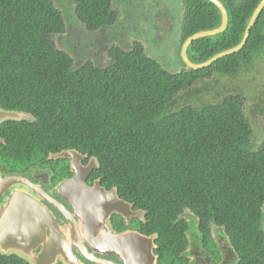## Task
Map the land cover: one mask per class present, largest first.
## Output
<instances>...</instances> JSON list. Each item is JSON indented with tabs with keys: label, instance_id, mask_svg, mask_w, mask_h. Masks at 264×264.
Listing matches in <instances>:
<instances>
[{
	"label": "trees",
	"instance_id": "trees-1",
	"mask_svg": "<svg viewBox=\"0 0 264 264\" xmlns=\"http://www.w3.org/2000/svg\"><path fill=\"white\" fill-rule=\"evenodd\" d=\"M219 1L228 28L194 41L193 63L237 46L261 2ZM116 2L0 0V110L31 117L0 123V165L20 168L76 150L97 160L101 184L146 211L158 246L172 253L181 247L188 224L179 216L189 209L205 240L212 227L223 228L239 264H264V121L258 137L245 112L248 101L222 81L256 71L264 8L240 52L201 70L180 58L173 71L141 43H116ZM183 3L180 51L188 37L221 24L210 1ZM72 27L79 36L67 41ZM86 40L100 58H79ZM197 94L201 101L193 100ZM0 264L25 262L0 253Z\"/></svg>",
	"mask_w": 264,
	"mask_h": 264
},
{
	"label": "flooded vegetation",
	"instance_id": "flooded-vegetation-1",
	"mask_svg": "<svg viewBox=\"0 0 264 264\" xmlns=\"http://www.w3.org/2000/svg\"><path fill=\"white\" fill-rule=\"evenodd\" d=\"M133 1L135 2L133 3L135 15L143 16L141 22L148 20L147 16H154L153 28L158 31V26H160L159 32L166 29V21L171 20L166 11L158 12V6H162L159 2L153 0L152 8L157 13L151 14L145 4L141 5L138 0ZM181 1L183 3V0ZM130 3L129 0L122 5L123 10L121 11L124 13V17L118 18V25L114 27V30L127 28L128 31H125V34L130 36L129 40L131 41L132 34L136 37L137 35L135 34L136 29L134 31L128 25L131 14L127 13V9H129ZM117 12L119 14V11ZM184 17L185 6L183 3L181 24ZM171 27L170 29H172ZM114 33L118 40L120 33ZM132 44L131 46H134L137 43L133 42ZM144 50L148 54L146 47ZM156 61L163 67L166 66L162 61L157 59ZM60 154H65V151L50 154L44 161H28L26 166L20 168L12 166L13 169H9L0 165V184L5 179L12 177L18 180L10 183L11 186L0 195V214L11 211L9 217L14 220L13 226L17 224V227H21V235L31 237L28 231L37 230L36 236H39L41 240L32 250V255L39 256L44 250V245L41 243L43 234L40 231L45 227L44 244L55 251L64 252L67 256L73 252L76 259H71L73 262L67 263L60 253L56 259H51L52 264H239L224 229L212 227L210 237L205 240L199 219L189 209L179 216V220L188 224L187 230L183 231L185 239L183 238L180 242L181 247L172 253L167 251L164 246H158L156 243L158 235L156 233L148 234L146 211L136 208L133 203L125 200L126 204L130 206L129 208L121 206L123 212H120L119 207L115 206L116 195L119 194L114 193L113 190L116 188H108L101 184V178L95 176L97 169L91 166L94 158L79 154L82 173L84 170L85 172L88 170L89 174L86 179L88 187L86 190L82 188L85 185L81 186L74 182L77 174L73 170L72 159L64 156L58 157ZM97 190L98 192L95 194L91 192ZM91 193L99 195V200L95 202L90 199L89 194ZM78 194L86 200L79 198ZM27 198L32 201V208L29 210L21 205H14L17 203L15 201L24 202L27 201ZM130 234L140 235L147 239L152 238L151 244L143 246L142 249L145 252L142 250L137 258L130 255L131 247L135 243L132 242L128 245L125 240L120 239L126 235L131 237ZM50 239L52 241H49ZM82 249L92 254L98 263L88 259ZM4 253L8 257L18 256L25 264H35L30 256L17 249L10 248Z\"/></svg>",
	"mask_w": 264,
	"mask_h": 264
},
{
	"label": "rangeland",
	"instance_id": "rangeland-1",
	"mask_svg": "<svg viewBox=\"0 0 264 264\" xmlns=\"http://www.w3.org/2000/svg\"><path fill=\"white\" fill-rule=\"evenodd\" d=\"M129 2V0H117L115 6L116 10L119 11V18L122 19L124 17V13L121 11L123 10L122 5L126 2ZM122 2V3H121ZM129 9H127V13L131 14L130 21L128 22V25L131 26L134 31L136 29L135 34L137 37L132 34L131 41L129 40V35L125 34V31H128L126 29H118L116 32L120 33L118 35V43H122L124 45H128L131 47L133 45V42L141 43L144 47L147 48V53L150 57L153 59H157L158 61H162L166 66L165 68L168 70L177 71L180 69V58L181 53L179 50V44L182 39V17H183V3L181 0H155V2H159L162 6H158V12H164L166 11V14L168 15V18L171 21H166V29L164 31H160L161 28L158 26V31H156L153 28L152 23H155L154 16H147L148 20L143 21V16L135 15L134 9H133V3H135L133 0H130ZM138 2L141 5L145 4V7L148 9V11H151L152 13H157V11L152 8L153 0H138ZM121 3V4H120ZM60 7L64 8L65 10L68 8L71 10L70 5L68 4H62ZM172 26V27H171ZM170 27L172 29H170ZM73 29V36H72V30L71 33L68 34V38H66L67 41H72L78 38V31L74 27ZM130 30V29H129ZM67 37V36H66ZM87 42L82 43V51L83 54H81V58L83 61L87 59H97L102 56L101 52L93 51L91 49V46L93 44L90 40H86ZM126 42V43H125ZM128 43V44H127ZM76 45H80V43H77ZM86 45L89 47V50L87 49ZM87 52V53H86ZM182 59V58H181ZM223 83H230V88H234L235 85L237 87L236 91L240 94H242L245 98L246 109L245 112L247 114V117L249 121L251 122L252 126L257 129L256 133L259 136H262V125L264 121V54L257 62L256 71L254 74H247V76L242 79L239 78L237 80L233 79H223ZM202 90L199 91L200 94H202ZM197 94V96L193 97V100L201 101V95ZM262 94L263 96H259L260 100H254L253 99L259 95ZM191 97V96H190ZM186 100L185 94L184 97H180L179 101L180 103L184 102ZM259 143V140L257 139L252 140V144ZM224 245H226L225 242H223Z\"/></svg>",
	"mask_w": 264,
	"mask_h": 264
},
{
	"label": "water",
	"instance_id": "water-1",
	"mask_svg": "<svg viewBox=\"0 0 264 264\" xmlns=\"http://www.w3.org/2000/svg\"><path fill=\"white\" fill-rule=\"evenodd\" d=\"M208 1L213 3L219 9V11L221 13V24L217 28L198 32V33L188 37L184 41V43L181 47V51H180L181 58H182L183 63L187 66V68H189L191 70H201V69L207 68V67L211 66L213 63H215L216 61H218L219 59H222L224 57H227V56H230V55H233L235 53L240 52L244 48V46L246 45L248 38L250 36V31L253 28V26L255 25L256 20L258 19L261 11L264 8V0H261V2L256 7L253 15L251 16V18L248 22V25L246 27V30L244 32V35H243L241 42L237 46H235L231 49H228L226 51H223L221 53H218L205 62L196 64V63H193L188 56V48L190 47V45L198 39H201L204 37L216 36L218 34L225 32L226 29L228 28V23H229L228 11L224 7L223 3L219 0H208ZM30 118H31L30 115L25 114V113H17V112H13V111L9 112V111L0 110V123L4 122L6 120L21 121L23 119H30ZM79 154L80 153L76 150H70V151H65V154H63V155L62 154L58 155V157L64 156V157H67L69 159H72V167H73V170L77 174V178L74 180V182L77 184H80L81 186L82 185L86 186V179H87L89 174H88V170L86 172L84 170L82 173V169H81V166L79 164V161L81 159ZM91 166L95 167V169H98V163H97L96 159L93 160V163ZM92 167H90V168H92ZM14 181H18L17 178L12 177L9 179H5L0 184L1 185L0 186V195H2L4 193V191L11 186L10 183H12ZM85 186H83L82 188H85L86 190H88L87 189L88 187L87 186L85 187ZM113 191L115 194H116V192L118 194L117 189H114ZM91 192L93 194H95L98 192V190L97 191H91ZM92 193L89 194V198L95 202L97 200H99V195H93ZM77 196L79 198H81L79 196V194ZM81 199L86 200L85 198H81ZM29 200L30 199L27 198V201H24V202L15 201L17 203H14V205H21V206L25 207L27 210H29L30 208H32V201H29ZM116 200L117 201L115 202V206L119 207L120 212H123V210H121V206H128V208H129L130 205L126 204V202L124 200L120 199L119 195L118 196L116 195ZM28 201H29V203H28ZM36 204L39 205L38 202H36ZM127 212L129 213V211H127ZM9 214H11V211H9L8 213L4 212V213L0 214V253H2L3 255H6L4 252L7 251L8 249H10V248L17 249L20 252H22L23 254L30 256L34 260L35 264H52L51 259H53V260L56 259L57 255H59L60 253H61V255L64 256L65 261L67 263H72L73 261L71 259L76 260L73 252H70L67 256L64 252H61L60 250L55 251L52 248H50L48 245L44 244L45 227L41 228V231H40L43 234L41 243H43V245H44V250L39 256L32 255V250L35 249V246H37V243H39V241L41 240V238L39 236H36L37 230L28 231V233L31 237L21 235L20 234L21 227L20 226L17 227V224H15L13 226L12 222L14 220L9 217ZM59 230L61 231V229H59ZM57 234H59V233L57 232ZM130 235H131V237L126 235V236L120 237V239L125 240L128 243V245H130V243H132V242L135 243V245L131 247L132 251L130 250V255H132V256L134 255V257L137 258V255L140 254L143 250L142 247L145 245L148 246L151 244L150 242L152 241V238L147 239L145 237H141L140 235H136V234H130ZM55 237H57V236H55ZM49 241H52V240L50 239ZM82 251L84 252L85 256L88 259L92 260L94 263L95 262L98 263L97 259L95 260V258L92 254H90L89 252L87 253L83 249H82ZM126 253H127V251H126ZM120 254H121V252H120ZM65 261H63V262L66 263Z\"/></svg>",
	"mask_w": 264,
	"mask_h": 264
},
{
	"label": "bare ground",
	"instance_id": "bare-ground-1",
	"mask_svg": "<svg viewBox=\"0 0 264 264\" xmlns=\"http://www.w3.org/2000/svg\"><path fill=\"white\" fill-rule=\"evenodd\" d=\"M220 60V59H219Z\"/></svg>",
	"mask_w": 264,
	"mask_h": 264
}]
</instances>
